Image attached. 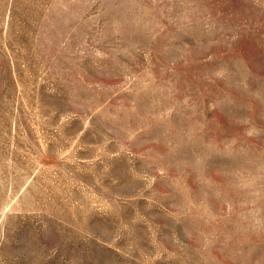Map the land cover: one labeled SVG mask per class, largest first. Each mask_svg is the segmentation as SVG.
<instances>
[{
  "label": "rangeland",
  "instance_id": "obj_1",
  "mask_svg": "<svg viewBox=\"0 0 264 264\" xmlns=\"http://www.w3.org/2000/svg\"><path fill=\"white\" fill-rule=\"evenodd\" d=\"M0 264H264V0H0Z\"/></svg>",
  "mask_w": 264,
  "mask_h": 264
}]
</instances>
